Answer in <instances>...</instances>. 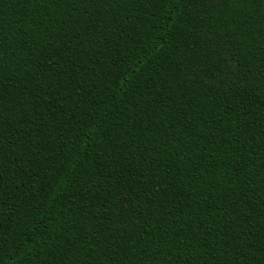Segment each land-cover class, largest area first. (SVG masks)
Returning <instances> with one entry per match:
<instances>
[{
	"label": "trees",
	"instance_id": "16d2710c",
	"mask_svg": "<svg viewBox=\"0 0 264 264\" xmlns=\"http://www.w3.org/2000/svg\"><path fill=\"white\" fill-rule=\"evenodd\" d=\"M0 264H264V0H0Z\"/></svg>",
	"mask_w": 264,
	"mask_h": 264
}]
</instances>
